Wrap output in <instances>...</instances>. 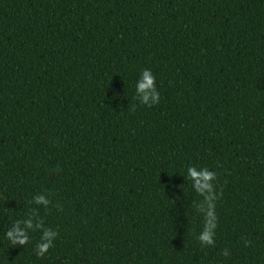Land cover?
I'll return each instance as SVG.
<instances>
[{
	"label": "trees",
	"instance_id": "1",
	"mask_svg": "<svg viewBox=\"0 0 264 264\" xmlns=\"http://www.w3.org/2000/svg\"><path fill=\"white\" fill-rule=\"evenodd\" d=\"M0 264H264V0H0Z\"/></svg>",
	"mask_w": 264,
	"mask_h": 264
},
{
	"label": "clouds",
	"instance_id": "2",
	"mask_svg": "<svg viewBox=\"0 0 264 264\" xmlns=\"http://www.w3.org/2000/svg\"><path fill=\"white\" fill-rule=\"evenodd\" d=\"M136 92L140 96L142 104L148 105L149 107L159 102L160 94L156 90V80L153 74L145 69L142 71L139 81L136 84ZM189 178L194 181L193 187L197 193L204 197L207 215H206V226L203 234L199 237L200 241L211 244L212 243V229L215 227L214 221V195L213 181L216 179V174L209 171L207 168L197 170L195 167H189L187 169ZM36 202L47 205L48 201L43 197H37ZM203 208V206H202ZM30 226V225H29ZM57 233L55 231H46L44 235V243L37 245L36 255L43 256L50 247H52V239H55ZM7 239L13 243L24 245L27 242L25 233L19 228H14L12 231L7 233ZM247 246V242H246ZM224 255H227L225 252Z\"/></svg>",
	"mask_w": 264,
	"mask_h": 264
}]
</instances>
